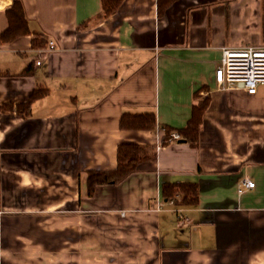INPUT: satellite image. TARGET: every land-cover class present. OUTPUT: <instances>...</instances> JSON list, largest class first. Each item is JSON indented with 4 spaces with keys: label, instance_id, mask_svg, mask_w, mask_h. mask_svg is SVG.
<instances>
[{
    "label": "crops",
    "instance_id": "obj_1",
    "mask_svg": "<svg viewBox=\"0 0 264 264\" xmlns=\"http://www.w3.org/2000/svg\"><path fill=\"white\" fill-rule=\"evenodd\" d=\"M15 1L32 35L0 41V264H264V85L215 82L224 48L264 47V0L162 15L159 0H124L109 17L102 0H0V37ZM37 34L56 51L34 52ZM40 88L29 117L1 110ZM205 99L198 146L163 145ZM126 114H155L157 129L122 130ZM122 144L154 157L90 196V172L115 171ZM245 179L256 188L239 194ZM178 183L199 186L197 206L164 199Z\"/></svg>",
    "mask_w": 264,
    "mask_h": 264
},
{
    "label": "trees",
    "instance_id": "obj_2",
    "mask_svg": "<svg viewBox=\"0 0 264 264\" xmlns=\"http://www.w3.org/2000/svg\"><path fill=\"white\" fill-rule=\"evenodd\" d=\"M178 0H159V13L162 15L166 10ZM124 0H102L103 14L109 17L118 12ZM9 20L8 28L0 37L1 43H12L21 37L32 35L30 30L25 6L21 1H15L13 6L7 11ZM47 40L37 34L32 39L33 49H43L48 47ZM32 66H29L25 74L33 72ZM49 95L48 89H37L30 96L29 100L21 104H4L1 106L3 112H11L22 117H29L33 111L34 105ZM209 107V100L205 99L194 107L192 117L188 125L179 130L180 136L185 139L192 147L199 144L200 132L203 124L204 114ZM122 130H147L155 131L157 129V119L155 114L130 115L126 114L120 122ZM171 129H167L163 143L166 142ZM154 157L147 149L135 144H122L118 148V167L113 172H90L89 174V195L96 193L98 186L118 183L136 172L140 164L146 159ZM162 195L167 201L175 199L178 195L182 198V204L187 207L197 206L200 200V189L194 183L165 184L162 189Z\"/></svg>",
    "mask_w": 264,
    "mask_h": 264
},
{
    "label": "built area",
    "instance_id": "obj_3",
    "mask_svg": "<svg viewBox=\"0 0 264 264\" xmlns=\"http://www.w3.org/2000/svg\"><path fill=\"white\" fill-rule=\"evenodd\" d=\"M54 51H56L54 42H49L47 48L34 50L39 55ZM215 82L220 89L240 88L249 95H256L258 87L264 85V47L224 48L221 66L215 72ZM180 139L179 133L172 132L163 145ZM254 188H256V182L245 179L240 184L239 194ZM170 203L175 206L176 199H172ZM176 211L180 212V210Z\"/></svg>",
    "mask_w": 264,
    "mask_h": 264
},
{
    "label": "water",
    "instance_id": "obj_4",
    "mask_svg": "<svg viewBox=\"0 0 264 264\" xmlns=\"http://www.w3.org/2000/svg\"><path fill=\"white\" fill-rule=\"evenodd\" d=\"M181 142H185V140H181Z\"/></svg>",
    "mask_w": 264,
    "mask_h": 264
}]
</instances>
